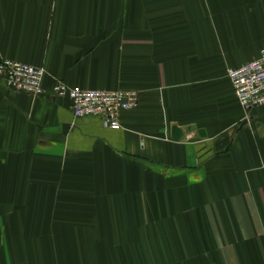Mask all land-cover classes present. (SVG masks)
<instances>
[{
  "label": "crops",
  "instance_id": "obj_1",
  "mask_svg": "<svg viewBox=\"0 0 264 264\" xmlns=\"http://www.w3.org/2000/svg\"><path fill=\"white\" fill-rule=\"evenodd\" d=\"M262 48L264 0H0V58L47 71L0 79V264H264V106L228 77ZM56 81L139 103L113 129Z\"/></svg>",
  "mask_w": 264,
  "mask_h": 264
},
{
  "label": "built area",
  "instance_id": "obj_2",
  "mask_svg": "<svg viewBox=\"0 0 264 264\" xmlns=\"http://www.w3.org/2000/svg\"><path fill=\"white\" fill-rule=\"evenodd\" d=\"M44 67L30 63L0 58V79L15 91L39 96L45 92L43 79ZM235 96L246 113L264 106V48L259 55L246 64L228 69ZM53 94L68 97L75 116L100 117L105 126L119 129L121 112L138 106L139 93L131 89H80L71 87L63 81H56ZM248 116V115H247Z\"/></svg>",
  "mask_w": 264,
  "mask_h": 264
},
{
  "label": "water",
  "instance_id": "obj_3",
  "mask_svg": "<svg viewBox=\"0 0 264 264\" xmlns=\"http://www.w3.org/2000/svg\"><path fill=\"white\" fill-rule=\"evenodd\" d=\"M181 134H182V129L180 127H178L177 125H175L172 128V138L174 140H179Z\"/></svg>",
  "mask_w": 264,
  "mask_h": 264
}]
</instances>
